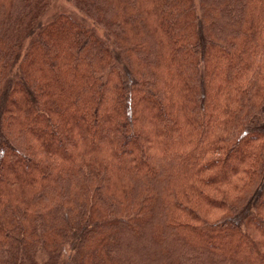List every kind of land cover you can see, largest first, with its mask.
<instances>
[{"label":"trees","instance_id":"obj_1","mask_svg":"<svg viewBox=\"0 0 264 264\" xmlns=\"http://www.w3.org/2000/svg\"><path fill=\"white\" fill-rule=\"evenodd\" d=\"M0 0V264H264V0Z\"/></svg>","mask_w":264,"mask_h":264},{"label":"rangeland","instance_id":"obj_2","mask_svg":"<svg viewBox=\"0 0 264 264\" xmlns=\"http://www.w3.org/2000/svg\"><path fill=\"white\" fill-rule=\"evenodd\" d=\"M57 9L65 12H71L75 15L76 18H79L80 12L76 10V8L68 1V0H58Z\"/></svg>","mask_w":264,"mask_h":264}]
</instances>
